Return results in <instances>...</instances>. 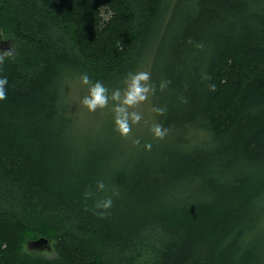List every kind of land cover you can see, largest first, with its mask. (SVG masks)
Here are the masks:
<instances>
[{
	"label": "trees",
	"instance_id": "16d2710c",
	"mask_svg": "<svg viewBox=\"0 0 264 264\" xmlns=\"http://www.w3.org/2000/svg\"><path fill=\"white\" fill-rule=\"evenodd\" d=\"M0 30V264H264V0H0ZM146 50L166 138L78 150L65 84L123 87Z\"/></svg>",
	"mask_w": 264,
	"mask_h": 264
},
{
	"label": "clouds",
	"instance_id": "9594fccd",
	"mask_svg": "<svg viewBox=\"0 0 264 264\" xmlns=\"http://www.w3.org/2000/svg\"><path fill=\"white\" fill-rule=\"evenodd\" d=\"M12 55L11 50L0 54V65H3L5 59ZM82 85L87 86V94L81 99V105L87 112H96L98 109L103 110L110 107L113 114L114 132L120 138H127L132 132L133 125H138L143 119L142 114L136 109L150 100L157 91V85L151 80L149 71L130 72L123 80V87L112 89L111 92L102 81H93L87 73L80 76ZM7 77H0V101L7 99ZM168 81H162L159 84V90L164 91L168 87ZM210 87H214L211 86ZM151 111L157 116H163L166 108L153 106ZM151 134L153 139L162 141L168 134V129L159 122H155L151 126ZM140 140H133V144L139 146ZM145 150L150 151L151 143L144 145ZM106 184L103 180H98L95 189L98 192L106 190ZM116 194V193H114ZM84 199L87 201L94 193L89 190L84 192ZM111 196L97 199L94 208L97 209V215L103 218L107 210L113 206Z\"/></svg>",
	"mask_w": 264,
	"mask_h": 264
},
{
	"label": "rangeland",
	"instance_id": "374dc122",
	"mask_svg": "<svg viewBox=\"0 0 264 264\" xmlns=\"http://www.w3.org/2000/svg\"><path fill=\"white\" fill-rule=\"evenodd\" d=\"M6 39L4 31L0 30V54L12 49V45ZM148 59L149 50H146L144 55L139 58L138 61H140V64H138V67L135 68L134 72L148 71ZM77 77L78 76H75L73 81H69L65 84L68 88V93H66L67 113L69 121L72 125L73 136L75 138V142L73 144L74 147L78 150L84 151L85 153L92 152V146H98L102 151H107L108 148L110 149L109 154L111 155L112 152L114 154L112 155L111 160L113 164H117L120 160V158L116 156L118 151L125 152V159H134V157L138 154L139 146L134 145L133 140L139 139L142 143L147 135L146 133L142 134L140 132H146L153 123H150L151 119L148 114L151 97L150 104L147 101L136 109L143 117L140 123L138 125H133L132 132L129 137L120 138L114 132L113 114L110 107L103 110L98 109L96 112L91 113L87 112L86 109L82 107L81 99L87 94V86L82 85L81 82L74 83V79ZM104 85L109 88L111 92L113 88L109 84ZM146 115H148V117H146ZM101 141L106 142V144H103ZM27 246L30 247L29 245ZM27 246H24V251L33 255L47 257L52 254L51 249L46 248L47 245H44L45 247H41L42 249H35L34 247H30V249H28Z\"/></svg>",
	"mask_w": 264,
	"mask_h": 264
},
{
	"label": "water",
	"instance_id": "95a60500",
	"mask_svg": "<svg viewBox=\"0 0 264 264\" xmlns=\"http://www.w3.org/2000/svg\"><path fill=\"white\" fill-rule=\"evenodd\" d=\"M48 243V240L45 238H39L38 240L34 241L33 245L37 248H40Z\"/></svg>",
	"mask_w": 264,
	"mask_h": 264
}]
</instances>
